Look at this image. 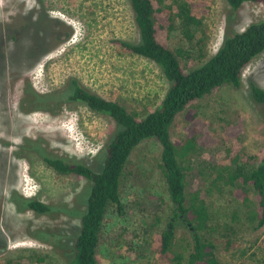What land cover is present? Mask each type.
Instances as JSON below:
<instances>
[{
  "label": "rangeland",
  "instance_id": "obj_1",
  "mask_svg": "<svg viewBox=\"0 0 264 264\" xmlns=\"http://www.w3.org/2000/svg\"><path fill=\"white\" fill-rule=\"evenodd\" d=\"M205 1L209 6L204 14V33L197 34L191 43L179 29L171 35L170 46L186 69L201 66L214 56L226 30L242 32L252 23L264 21L262 3H245L233 11L226 0ZM42 28L45 30L37 31L40 37L46 33V40L39 43L36 52L46 49V53L37 63L38 56L32 60L30 54L21 61L22 67L18 66L19 50L24 45L35 47V29ZM19 32L21 44L12 38ZM4 40L8 48L15 42L6 56L2 55ZM122 42H140L129 0H0V264L18 258H29L32 264H67L50 244L37 238L47 239L42 229H51L74 239L80 227L73 215L51 220L33 212H18L10 201L13 191L49 205L83 211L91 186L82 177L57 173L37 154L21 151V145L26 149L36 145L22 144L24 139L42 138L48 152L77 157L100 169L95 157L116 132L110 117L81 103L70 104L57 115L21 112L23 79H30L41 93L64 89L77 79L93 93L118 101L143 117L160 105L169 82L154 62L130 53ZM251 84L264 89V52L245 69L239 90L226 86L190 109L221 142L226 126L241 123L243 152L259 161L264 158V106L251 101ZM189 124L184 115L178 116L172 128L173 140L182 138ZM161 153L159 143L148 140L131 154L121 189L125 214L108 211L97 253L100 264H172L159 253V239L171 215L160 169ZM233 191L229 188L209 199L212 228H223L236 211L246 212ZM223 229L222 233L228 232ZM251 229L242 218L236 235L230 237L235 246L229 250L228 238L217 235L223 239L216 250L222 264H264V229ZM176 233L175 249L188 250L190 230L180 224Z\"/></svg>",
  "mask_w": 264,
  "mask_h": 264
},
{
  "label": "trees",
  "instance_id": "obj_2",
  "mask_svg": "<svg viewBox=\"0 0 264 264\" xmlns=\"http://www.w3.org/2000/svg\"><path fill=\"white\" fill-rule=\"evenodd\" d=\"M233 11L245 3H262L264 0H226ZM140 34L137 44L122 42L130 53L154 62L169 82V88L160 105L152 112L140 117L130 112L118 101L108 100L84 87L77 79L64 88L47 93L35 89L30 79H23L22 98L19 110L25 114L44 112L57 115L64 107L81 103L92 111L110 117L116 126L113 138L97 154V166L93 168L77 157H62L48 152L42 138H25L22 144H36L30 149L21 145V151L37 154L41 160L57 173L75 175L88 180L91 186L85 200V209H67L46 204L37 198L26 197L18 191L10 196L11 203L20 213L33 212L56 220L60 216L73 215L80 221L74 239L58 230L42 229L50 244L67 264H100L97 258L104 223L110 209L119 215L125 214L121 198L123 177L133 151L148 140H155L162 148L160 169L171 202V215L167 228L159 239V253L172 264H222L216 255L222 238H228L226 248L235 246L230 237L242 218L252 226V231L264 229V158L257 160L243 152L240 139L242 124L225 127L224 139L212 137L205 124L197 118L190 106L220 89L230 86L239 90L245 69L264 52V21L252 23L242 32L228 31L214 56L206 63L186 69L171 46V35L179 29L184 39L193 42L197 34L204 33V14L209 6L205 0H129ZM36 21V20H35ZM35 29L34 46H22L19 50L18 66L32 55L40 58L45 51L36 52L46 40ZM21 33L13 36L21 40ZM3 41V40H2ZM201 41V39L199 40ZM2 55L11 51L15 42ZM179 52V51H178ZM182 53V54H181ZM183 58L187 56L181 52ZM6 58V57H4ZM251 101L264 106V89L251 84ZM184 115L190 124L184 129L182 138L173 140L172 128L178 116ZM233 188L246 212L236 211L224 229L214 226L209 199ZM254 193V196L251 194ZM237 194V195H236ZM241 213H244L243 215ZM239 223V224H238ZM183 224L191 232L189 249L177 251L176 230ZM228 231V232H221ZM218 235V236H217ZM229 248V249H228ZM5 264H32L29 258H18ZM161 264V263H158ZM252 264V263H241ZM260 264V263H253Z\"/></svg>",
  "mask_w": 264,
  "mask_h": 264
},
{
  "label": "crops",
  "instance_id": "obj_3",
  "mask_svg": "<svg viewBox=\"0 0 264 264\" xmlns=\"http://www.w3.org/2000/svg\"><path fill=\"white\" fill-rule=\"evenodd\" d=\"M249 3V2H248Z\"/></svg>",
  "mask_w": 264,
  "mask_h": 264
}]
</instances>
